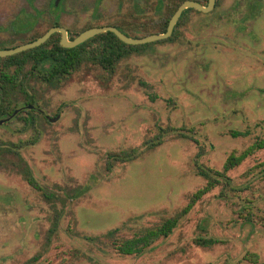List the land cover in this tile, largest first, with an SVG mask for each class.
Returning a JSON list of instances; mask_svg holds the SVG:
<instances>
[{
    "label": "rangeland",
    "instance_id": "obj_1",
    "mask_svg": "<svg viewBox=\"0 0 264 264\" xmlns=\"http://www.w3.org/2000/svg\"><path fill=\"white\" fill-rule=\"evenodd\" d=\"M181 1L164 0L159 10L158 0L98 5L97 0H65L60 23L73 34L120 24L132 35L145 36L160 32ZM219 1L210 13L190 11L175 41L131 53L114 73L88 61L55 86H29L40 108L61 117L41 119L38 130H24L23 119L0 126V264H28L36 255V264H264V176L254 177L264 150L230 172L236 185L250 183L249 188L230 192L235 195L228 199L215 189L171 236L143 255H121L103 236L120 228L119 234L129 237L183 209L206 184L196 167L201 147L206 152L201 162L221 170L231 152L264 138V0L260 15L244 25L245 0ZM28 2L0 0V44H12L6 23L34 11ZM34 4L43 17L27 39L52 25L49 0ZM160 128H184L195 139L171 132L149 149ZM232 131L249 134L233 137ZM36 135L38 142L31 144ZM21 142L25 147L3 151ZM134 147L141 149L137 159L110 162L109 153ZM18 154L44 187L73 196L90 185L79 197L64 193L65 205L58 203L63 217L49 244L54 209L18 172ZM245 198L256 201L254 228L242 223L239 207ZM198 236L222 242L204 247L195 243Z\"/></svg>",
    "mask_w": 264,
    "mask_h": 264
},
{
    "label": "trees",
    "instance_id": "obj_2",
    "mask_svg": "<svg viewBox=\"0 0 264 264\" xmlns=\"http://www.w3.org/2000/svg\"><path fill=\"white\" fill-rule=\"evenodd\" d=\"M182 0L180 4L176 5L171 11L170 17H168L161 26L160 32L154 33H164L168 29V25L171 17L177 11L178 7L184 2ZM204 5H207L209 0H196ZM164 0H158V9L161 10ZM220 1L217 0V6ZM243 7L246 8L244 14L241 18V25H244L249 19H255L260 15L262 4L260 0H245ZM194 9H187L182 14L179 22L176 25L172 37L166 40H161L156 43H165L173 42L178 37V27L182 24L185 16ZM241 31L245 32V28H242ZM51 39L48 43L43 46L35 49L22 52L18 55L11 56L8 58L9 63L6 65V69L0 72V94L2 102L0 104V118H3L8 115L14 114L19 108L26 105H37L38 102L35 101L34 95L30 93L29 86H26L23 79L20 78V74L24 72L25 63L30 59L34 58L36 61L40 58L43 63V70L47 74V78L51 83L57 81V84L60 83L63 79L67 78L73 72L78 70V68L85 62H92L102 66L105 70H108L110 73H114L116 64L121 61L123 58L127 57L131 53H144L150 46L154 43L143 44V45H127L122 42L113 32H107L97 36L96 38L89 40L88 42L77 46L75 48H65L60 45V37L57 34V44L49 47V44L52 42ZM97 42V44L95 43ZM16 65L17 70L14 73H10V65ZM49 64V67L46 65ZM20 97L25 98V101H21ZM154 99V97L152 98ZM24 113H27V116H22ZM15 119L24 120V130L35 129L40 125L41 116L40 112L35 110H24L21 109L19 114L15 116ZM161 132L153 139L149 144V149L156 147L163 143L164 137L168 133H176L182 137L194 138L193 134H188L184 128H171L163 129L160 128ZM185 131V132H184ZM192 133L191 131H189ZM248 131H232L233 137L239 136H248ZM38 142V135H36L31 141V144H36ZM25 147V142L20 144H14V146H7L3 148V151L11 152L16 149H21ZM14 148V149H13ZM264 150V138H257L251 145L246 147L242 151H233L227 157L226 162L223 168L214 169L208 167L201 162V158L205 155L204 148H200L196 156V167L198 174L206 180V184L194 192L187 205L177 212L175 215L166 218L161 223L155 224L150 227L143 228L142 230L135 231L131 236H121L119 234L120 228L110 230L103 236L108 238L118 253L124 256H141L150 249L153 248V245L160 239L168 238L171 236L174 231L179 227L182 220L189 215L196 205L201 202L207 195L213 192L215 189L220 188V194L218 195L221 199H228L235 194L230 192L238 193L249 188L250 183L246 185H236L233 178L230 176V172L239 167L245 161L256 155L259 151ZM1 151V148H0ZM141 149L139 147H134L128 150H121L118 152L109 153L110 162H130L137 159L140 155ZM6 153V154H7ZM20 164H16L19 167V173L24 177L27 183L33 187L35 190L42 193L43 197L47 202H49L54 209V217L52 221V226L50 227L48 244L51 242V239L57 234L59 230L60 221L63 217V210L59 208L58 203L62 202L65 205L66 198L64 197L63 191L51 190L47 187H44L37 180L32 168L27 164L24 158L18 154ZM3 161L2 155L0 154V164ZM111 168V167H110ZM257 168H261L257 172L258 177L260 175L264 176V161L260 162L257 165ZM89 186H85L78 190H75V194L70 195L65 193L68 197H79L84 192L89 190ZM256 205V201L245 198L241 202L239 211H241V216L243 217V224H251L254 228L256 222L251 217V209ZM244 211L247 213L244 214ZM262 223H264V218H262ZM88 240L98 241L100 237L90 238ZM222 242L220 238L214 236H198L195 238V243L204 247H212L218 243ZM255 262H258L257 254H252ZM40 259V255L34 256L29 260L28 264H36Z\"/></svg>",
    "mask_w": 264,
    "mask_h": 264
},
{
    "label": "flooded vegetation",
    "instance_id": "obj_3",
    "mask_svg": "<svg viewBox=\"0 0 264 264\" xmlns=\"http://www.w3.org/2000/svg\"><path fill=\"white\" fill-rule=\"evenodd\" d=\"M28 1H29L28 5H29V7L33 8V10H34L33 12L34 13L33 12H28V10H26L28 13H24V14L19 13L12 20H10L8 23L5 24V27L9 30V32L13 36L12 39L9 38L10 39L9 41L12 44H10V45L9 44L8 45L0 44V50L12 49V48H16V47H19L21 45L33 42V41L41 38L42 36H44L52 28H56V27H61V28L66 29L67 33H68V37H69L70 40L76 39L83 32H85V31H87L89 29L102 28V27H108V26L117 28L122 33H124L125 35H127V36H129L131 38H142V37H145L147 35L154 34V32H153V33H149V34H147L145 36L132 35L129 31H127V29L124 26H122L120 24H107V25H99V26H90V27H86L85 29H83L80 33L76 32L75 34H73L69 28L65 27L64 25H62L60 23V14H59V12L61 11L63 3H64L65 0H49V7L47 8V12H48V18L52 22V25L44 33L38 34V35L35 34V33L31 34L32 38L31 39H27L26 35L28 36V34L33 33V31L35 30V28L39 24V22L41 20V17H43V11L40 10V9H37L35 4H34L35 0H28ZM101 1L102 0H97V5L100 4ZM137 1H139V0H137ZM216 6H217V4H216ZM109 32H111V31H109ZM104 33H107V32H103V33L97 34L94 37H92V38L88 39L87 41H85L84 43H86L89 40H92V39L96 38L97 36H99L101 34H104ZM57 34L60 37V45L62 46V44H61L62 33L56 32L46 42V43H48L51 39H53L52 42L49 44L50 48L52 46H54L55 44H57ZM16 36H21L22 39L25 38L26 40L22 41V43H16V42H14L15 41L14 39H15ZM122 42H124V41H122ZM46 43H44V44H46ZM84 43H82V44H84ZM95 43L97 44V42H95ZM44 44H42L41 46H43ZM82 44H80V45H82ZM125 44H127V43H125ZM127 45H130V44H127ZM41 46H39V47H41ZM134 46H137V45H134ZM39 47H35V48H39ZM35 48H32V49H35ZM29 50H31V49H29ZM26 51H28V50H26ZM26 51H24V52H26ZM15 55H18V54H15ZM15 55H12V56H15ZM9 57H11V56L0 57V72L4 71V70H7L6 69L7 68L6 65L9 63V61H8ZM43 66L44 65H43L42 60L40 58L37 61L34 58H30L25 63L24 72H22L20 74V78L25 80L24 83H25L26 86H30V85H33V84L35 86H40L41 84H48V85H51V86L52 85H54V86L57 85V81H55L54 83H51V81H49V79L47 78V74H45V72L43 70ZM46 66L49 67V64H47ZM16 70H17V66L13 64V65H10V68H9L8 71H10V73H14ZM0 79H1V76H0ZM33 95H34V98H30V99H34L35 101L38 102V99H37L36 95L35 94H33ZM0 98H1V94H0ZM23 101H25V98H24ZM1 102H2V99H1ZM21 109H24V110H27V109L28 110H35L36 109L37 111L40 112L41 116L45 120H48L50 122H57V120L54 121L53 119L57 118L59 116L61 117L60 114H58L55 117H51L49 114H47V112L45 110L40 108L39 104H37V105H26V106H23V107L19 108L18 111H16L12 115H8V116H5L3 118H0V120H2V119L6 120V122L4 124H2V125H7V124L11 123L13 120H16L15 116H17L19 114ZM25 114L27 116V113H25ZM2 125H0V126H2Z\"/></svg>",
    "mask_w": 264,
    "mask_h": 264
},
{
    "label": "water",
    "instance_id": "obj_4",
    "mask_svg": "<svg viewBox=\"0 0 264 264\" xmlns=\"http://www.w3.org/2000/svg\"><path fill=\"white\" fill-rule=\"evenodd\" d=\"M216 4H217V0H209L207 5H204L203 3L196 1V0H185L178 7L177 11L172 16L166 32L154 33V34H150V35H147L145 37H142V38H131V37L125 35L124 33H122L117 28L108 26V27H102V28L89 29V30L83 32L76 39L70 40L68 37V33H67L66 29L61 28V27H56V28H52L44 36H42L41 38H39L33 42H30L28 44H24V45H21L19 47L12 48V49L0 50V57L12 56V55L19 54L21 52H24L26 50H29V49H32L35 47H39L42 44L46 43L48 41V39H50V37L56 32L62 33L61 44L63 47H66V48L77 47L80 44L87 41L88 39L94 37L95 35L103 33V32H109V31L114 32L122 41H124L125 43L130 44V45H143V44L154 43V42L166 40V39H169L170 37H172L174 30L176 28V25L179 22L182 14L184 13L185 10L195 9V10L200 11V12L210 13L215 9ZM0 103H1V98H0ZM59 118H60V116L57 118H54L53 120L56 121ZM5 122H6L5 119L0 120V125L4 124Z\"/></svg>",
    "mask_w": 264,
    "mask_h": 264
}]
</instances>
